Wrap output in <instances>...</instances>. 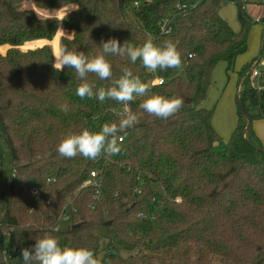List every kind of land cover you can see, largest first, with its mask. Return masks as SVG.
Returning a JSON list of instances; mask_svg holds the SVG:
<instances>
[{
	"label": "trees",
	"instance_id": "trees-1",
	"mask_svg": "<svg viewBox=\"0 0 264 264\" xmlns=\"http://www.w3.org/2000/svg\"><path fill=\"white\" fill-rule=\"evenodd\" d=\"M22 2L0 0V138L10 162L6 174L0 173V264L4 249H14L12 264H23L21 249L34 254L35 238L45 234L61 247L86 248L96 258L102 254L101 264H264V148L252 128L264 119V88L237 87L238 120L222 151L213 149V111L201 107L214 67L225 62L228 73L247 50L251 22L240 1ZM227 3L237 7V34L218 15ZM180 4L194 7L179 11ZM130 6L140 26L125 21ZM167 17L173 18L174 30L164 36L158 23ZM61 20L74 32V39L66 38L60 27L61 48L63 42L89 58L102 54L101 42L110 38L121 46L125 41L141 46L149 37L157 46L171 40L181 55L178 69L151 72L139 59L133 64L126 55H106L112 78L90 73L87 82L94 92L111 87L127 68L150 86L147 96L182 98L179 112L166 120L150 116L139 107L147 96L138 97L128 105L137 123L117 133L120 154L62 157L57 151L62 138L118 124L123 105L81 99L75 70L53 68V51L45 45ZM32 40L45 44L23 47ZM249 74L244 68L241 81ZM19 162L25 163L13 168ZM97 168L103 196L92 210L93 189L81 185Z\"/></svg>",
	"mask_w": 264,
	"mask_h": 264
},
{
	"label": "clouds",
	"instance_id": "clouds-1",
	"mask_svg": "<svg viewBox=\"0 0 264 264\" xmlns=\"http://www.w3.org/2000/svg\"><path fill=\"white\" fill-rule=\"evenodd\" d=\"M75 9H78V6ZM100 47L103 50L102 54L91 58L84 52L62 47L52 66L56 71H62L65 67L75 70L81 81L76 88V95L81 99L95 98L100 102L110 99L123 105V108L117 112L119 122L104 123L99 131L95 132L83 130L79 134H68L61 139L57 147L58 153L65 158L80 155L89 160H96L101 155L108 158L120 154L122 148L119 141L122 137L117 133L132 128L138 120L137 114L133 113L128 105L138 97H146L150 91L147 83L135 77L131 70L124 68L123 75L114 81L113 86L100 87L94 92V85L87 82L88 74H95L100 80L111 79L113 75L112 66L106 55H126L133 64L139 59L151 72H156L157 69H178L182 64L177 46L171 40H166L162 46H157L149 37L141 46H133L129 41H125L121 46L116 38H110L102 41ZM182 106V98H166L155 94L147 96L139 105L148 115L162 120L176 115ZM62 110L66 108L62 106ZM35 240L34 254L33 250L28 248L21 249L23 264H101L93 251L86 248L61 247L57 239L48 234L36 237Z\"/></svg>",
	"mask_w": 264,
	"mask_h": 264
},
{
	"label": "rangeland",
	"instance_id": "rangeland-1",
	"mask_svg": "<svg viewBox=\"0 0 264 264\" xmlns=\"http://www.w3.org/2000/svg\"><path fill=\"white\" fill-rule=\"evenodd\" d=\"M200 1L201 0H192V3L196 5ZM239 1L244 6V12L245 14H247L251 22L247 36V50L243 54L237 56L232 69L228 73L226 72L227 65L225 62H219L214 67L212 72L213 83L208 89L204 107L207 110L213 111L211 125L213 131L217 135V142L213 145V149L216 151H222L225 148L237 124V87L239 86L240 89H259L261 87L264 88V0ZM25 5L29 6L30 3L27 2V4ZM124 14L125 21L128 24L133 26H140V22L136 19L132 6L127 7L124 10ZM218 15L227 23L229 29L234 34H237L240 31V25L237 20V7L235 3L225 4L219 9ZM261 18L263 19L262 21L258 20V22H256V19ZM222 36L223 38L227 37L226 35ZM72 37H74V35ZM44 44V41H35L29 42L28 44L23 45V47L35 48L40 47ZM45 46H49L50 49H52L51 51H53L55 59V57L59 54V50L61 49V28H59L48 45ZM54 59L52 57L53 63ZM244 68L256 70L260 74L259 78L253 80L251 79V75H248V77L241 81L239 73ZM46 155L47 153L33 159L41 158ZM25 162H19L18 164L16 163L15 165H13V168L18 167ZM9 168L10 162L8 157V150L3 140L0 138V173L5 175ZM154 188L160 191L158 185H155ZM121 255L122 257H125L126 254L121 252ZM101 256L102 254H100L98 258H100ZM13 261L14 260H12V262Z\"/></svg>",
	"mask_w": 264,
	"mask_h": 264
},
{
	"label": "built area",
	"instance_id": "built-area-1",
	"mask_svg": "<svg viewBox=\"0 0 264 264\" xmlns=\"http://www.w3.org/2000/svg\"><path fill=\"white\" fill-rule=\"evenodd\" d=\"M139 3L138 2H134L133 6L134 7H138ZM194 5H188V4H180L177 6V10L179 11H186L189 8H193ZM256 22H258V19L256 20ZM158 30L160 32L161 35H170L172 34L174 27H173V18H164L162 19L159 23H158ZM251 75V79L255 80L257 78H259L260 74L254 70V69H250V74ZM154 83L161 85L163 84V79L162 78H155L154 79ZM263 88H259L257 90H261ZM121 141V140H120ZM102 170L100 168H97L93 171L90 172L89 177L87 180H85L82 185L81 188H86V187H92L93 189V197H92V202L89 204L90 209H94L95 203L98 202L102 196H103V190H102ZM49 203V201H48ZM64 221L66 220V218H63ZM13 250H10V253H13ZM9 253V251L7 250H3V263L4 264H12V257L11 254Z\"/></svg>",
	"mask_w": 264,
	"mask_h": 264
},
{
	"label": "crops",
	"instance_id": "crops-1",
	"mask_svg": "<svg viewBox=\"0 0 264 264\" xmlns=\"http://www.w3.org/2000/svg\"><path fill=\"white\" fill-rule=\"evenodd\" d=\"M24 1L25 0H23V2L21 3V4H23L24 3ZM32 3H33V0H32ZM33 5H34V3H33ZM72 5H74V4H72ZM35 6V5H34ZM70 6V5H69ZM71 12V11H70ZM69 12V13H70ZM67 15V14H66ZM65 15V16H66ZM247 15V14H246ZM64 16V17H65ZM63 17V18H64ZM62 18V19H63ZM249 18V17H248ZM257 20V19H256ZM259 21H262L263 19L261 18V19H258ZM264 21V20H263ZM60 27H62V29L65 31V32H67L69 35L68 36H66V38L67 37H70L71 39H74V37H72L74 34V32L73 31H68V30H65L64 28H63V26H62V20L61 21H59V26H58V29H57V31L59 30V28ZM56 31V32H57ZM56 34V33H55ZM69 38V39H70ZM65 39V38H64ZM35 41H41V40H32V41H27V42H35ZM27 42H24V43H27ZM24 43H22V44H24ZM10 47V46H9ZM43 47V46H42ZM19 49H21V50H28V49H22V48H20V46L18 47ZM38 48H41V47H38ZM31 49H37V48H31ZM213 78V77H212ZM213 83V79L211 80V84ZM262 88V87H261ZM207 93H208V91H207ZM206 97H207V95H206ZM205 101H206V98L203 100V102H202V104H201V107H205ZM252 128H253V131H254V133H255V135H256V137L258 138V140L260 141V143H261V145L263 146V148H264V119H258V120H255L253 123H252Z\"/></svg>",
	"mask_w": 264,
	"mask_h": 264
},
{
	"label": "water",
	"instance_id": "water-1",
	"mask_svg": "<svg viewBox=\"0 0 264 264\" xmlns=\"http://www.w3.org/2000/svg\"><path fill=\"white\" fill-rule=\"evenodd\" d=\"M107 224H109V223H107Z\"/></svg>",
	"mask_w": 264,
	"mask_h": 264
}]
</instances>
